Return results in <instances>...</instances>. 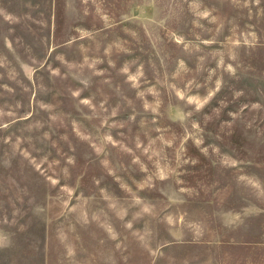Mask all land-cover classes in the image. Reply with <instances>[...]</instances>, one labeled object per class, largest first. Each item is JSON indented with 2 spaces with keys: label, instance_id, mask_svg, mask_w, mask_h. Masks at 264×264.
I'll use <instances>...</instances> for the list:
<instances>
[{
  "label": "rangeland",
  "instance_id": "374dc122",
  "mask_svg": "<svg viewBox=\"0 0 264 264\" xmlns=\"http://www.w3.org/2000/svg\"><path fill=\"white\" fill-rule=\"evenodd\" d=\"M0 264H264V0H0Z\"/></svg>",
  "mask_w": 264,
  "mask_h": 264
}]
</instances>
